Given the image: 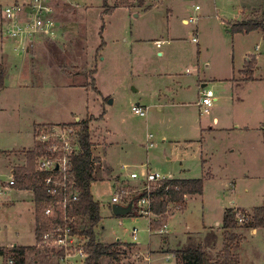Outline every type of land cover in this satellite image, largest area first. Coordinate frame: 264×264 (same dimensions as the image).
Masks as SVG:
<instances>
[{"label":"rangeland","instance_id":"rangeland-1","mask_svg":"<svg viewBox=\"0 0 264 264\" xmlns=\"http://www.w3.org/2000/svg\"><path fill=\"white\" fill-rule=\"evenodd\" d=\"M18 1L24 0H0V5ZM64 1L56 3L63 28L56 42L46 43L50 51H20L19 43L0 29L5 67L0 176L10 179L11 167L26 163L36 144L34 123L68 121L78 130V119L91 118L97 158L92 194L102 216L97 237L141 246L123 248L129 255L119 264H182L173 250L201 240L226 242L217 223H223L227 208L252 216L255 206L264 205V148L258 134L264 125L263 30L233 33L235 22L230 23L240 0ZM253 3L264 6V0ZM255 12L245 18L264 19L262 7ZM203 83L218 96L209 113L198 104ZM136 104L147 108L145 116L132 110ZM147 166L165 176L205 180L202 195L191 196L183 209L171 205L166 215L157 216L152 231L150 220L156 215L142 212L147 208L139 200L136 214L113 212L114 203L128 204L145 191L141 179L130 173L141 174ZM118 193L120 200L113 202ZM8 197L15 202L0 208V245H36L33 194L13 189ZM244 226L237 222V228ZM247 228L240 239L242 258L264 264V226L257 233ZM210 247L214 256L223 248ZM107 260L101 263H116Z\"/></svg>","mask_w":264,"mask_h":264},{"label":"built area","instance_id":"built-area-1","mask_svg":"<svg viewBox=\"0 0 264 264\" xmlns=\"http://www.w3.org/2000/svg\"><path fill=\"white\" fill-rule=\"evenodd\" d=\"M57 2L59 0H28L0 8V28L6 34V38H12L19 43L16 49L30 52L40 40L46 38L54 40L60 35ZM199 8L200 6L197 5L196 9ZM191 20L195 21V18ZM193 40L198 41L197 35L193 37ZM156 44L160 46L161 41H156ZM215 100L214 91L203 87L202 96L198 101L202 113H209ZM132 110L140 116L147 114V108L139 104L133 105ZM153 136L149 133V147L155 145ZM35 142L44 146V150L36 156L35 167L36 171L47 174L44 184L51 195V200L45 203L44 215L53 222L36 242V248L44 253V258L36 259L32 264H78V260L85 264L89 256L85 249L87 239L74 231L78 216L72 212V204L79 197L70 164L71 156L79 150L77 136L62 125L43 124L35 129ZM130 176L133 179H141L144 183L147 195L139 199V202L144 203L147 209L142 212L148 211L150 206V186L172 177L158 171L152 172L149 166L141 174L138 171H132ZM15 187L14 172L10 179L0 176V203L4 196ZM119 200L120 194L119 197H113V202ZM237 217L240 223H244L250 216L241 211L238 212ZM137 231V228H134L135 238ZM6 258L4 252L0 253V263L16 264L13 257L9 256L7 262Z\"/></svg>","mask_w":264,"mask_h":264},{"label":"trees","instance_id":"trees-1","mask_svg":"<svg viewBox=\"0 0 264 264\" xmlns=\"http://www.w3.org/2000/svg\"><path fill=\"white\" fill-rule=\"evenodd\" d=\"M142 1V0H141ZM112 13V12H111ZM255 29H262L264 32V21L245 20L238 21L232 25L233 32H250ZM5 72L0 64V88L4 86ZM90 119L78 120V130L71 128L67 123L60 125L73 130L77 136L79 150L71 156V171L75 181V187L79 192V197L72 204V212L78 216L75 232L85 237L87 242L85 249L88 251V257L85 264H100L103 257H110L115 261H120L121 252L119 250L120 242L106 244L97 237L95 227L101 222V205L94 199L92 194L93 182L97 179L95 175L96 157L93 152V141L91 137ZM264 129V125H263ZM44 150L42 144H36L34 148L27 152V161L23 166L15 167L14 176L16 178V187L20 189H30L35 197V214H36V241L38 242L44 231L52 224V219L44 215L45 203L51 200V195L44 184L46 173L36 171V156ZM204 190V178H177L171 177L160 180L154 184L151 189V199L148 211L155 218L150 220L151 230L155 229L158 224L157 216L166 215L171 205H177L184 208L188 196L201 195ZM146 191L138 193L134 198L136 201L145 197ZM136 214V212L134 213ZM238 211L234 208L226 209L223 218V228L226 229L227 240L219 254H214L206 245L194 243L184 248L173 250L176 261L182 264H241L240 258L235 251L239 245L240 237L230 234V230L237 227ZM250 215V214H249ZM240 223V222H239ZM248 228H259L264 226V205L253 208L252 216L244 222ZM136 244V243H134ZM36 245H11L8 251L0 248V253L5 252L7 256L14 258L16 264L25 263V254L28 250H33ZM54 264V263H52Z\"/></svg>","mask_w":264,"mask_h":264},{"label":"crops","instance_id":"crops-1","mask_svg":"<svg viewBox=\"0 0 264 264\" xmlns=\"http://www.w3.org/2000/svg\"><path fill=\"white\" fill-rule=\"evenodd\" d=\"M26 1H28V0H24L23 2H26ZM145 1V0H144ZM18 2H21V1H18ZM17 3V2H16ZM145 4V3H144ZM240 5V7H238L237 8V11H236V13L234 14L235 15V17L234 18H232V21H231V25H232V23L233 22H238V21H245V20H249V19H247V18H245L246 16H248L250 13H255L256 14V9H258L259 7H262L263 8V10H264V6L261 4V3H258L257 5L256 4H254L253 3V0H240V3H239ZM0 8H1V5H0ZM264 15V14H263ZM264 20V19H263ZM183 21L185 22V23H188V19L187 18H184L183 19ZM60 28H63V25H61L60 24ZM1 29V28H0ZM233 33H243V32H233ZM57 41V39H48V38H46V39H42V40H40L38 43H37V45L35 46V48H33V49H31V51L30 52H35L36 50L37 51H39L40 49H43V48H46L48 51H50L48 48V46H49V44H46V43H49V42H52V43H54V42H56ZM156 41H158V40H156ZM160 41V40H159ZM158 46V45H157ZM161 46V45H160ZM0 64L3 66V68H4V72H5V67H4V64H3V62L0 60ZM206 83H203L202 84V87H206ZM215 101H217L218 100V96H215ZM64 123H70V122H64ZM43 124H54V125H56V123H54V122H50V121H46V122H38V123H34V131H35V128L37 127V126H39V125H43ZM33 131V132H34ZM259 135H261V140H260V145H261V147L262 148H264V129H263V126H262V128H259V133H258ZM148 137H149V134H148ZM153 138H154V136H153ZM24 165V164H23ZM22 164L21 165H18V164H14L12 167H11V169H10V171H11V176L13 175V172H14V169H15V167H18V166H23ZM134 171V170H133ZM208 175H210V176H213V174L211 173V172H208ZM170 176H172V175H170ZM172 177H175V176H172ZM177 178H195V177H177ZM204 178V177H203ZM204 182H205V180H204ZM15 190H17V191H25V189H20V188H18V187H15L14 188ZM13 190V189H12ZM11 190V191H12ZM28 190H30V189H28ZM31 191V193L33 194V197H34V193H33V191L32 190H30ZM204 191V190H203ZM10 192V191H9ZM9 192L5 195V197L3 198V200H2V202L0 203V208L3 206V205H8V204H12L13 202H15V197L14 198H9L8 196H9ZM16 194H18V193H16ZM202 195V194H201ZM194 197V196H199V195H190V196H188V199L190 198V197ZM35 198V197H34ZM188 199H187V201H188ZM34 202H35V199H34ZM256 207V206H255ZM34 209H35V205H34ZM228 209V208H227ZM235 209V208H234ZM248 210V209H247ZM176 211V210H175ZM175 211L173 212V214H175ZM173 214L171 215V216H173ZM34 216H35V222H36V214H35V211H34ZM137 216V219H139L140 217H139V215H136ZM170 216V217H171ZM169 217V218H170ZM169 220V219H168ZM168 222V221H167ZM164 225H166V227H167V223L166 224H164ZM217 227L218 228H221V227H223V223H217ZM245 228H247L246 226H244V227H236V228H234V230H230L231 231V233H234V235H236V236H238V237H242V239L243 238H245L246 237V232H248V230H246V232L245 231H243ZM259 228H261V227H259ZM259 228H247V229H249V230H253L254 231V233H257L258 232V230H259ZM151 229V228H150ZM224 229V228H223ZM165 230V229H164ZM238 230H240V231H238ZM152 231V230H151ZM224 231L226 232V229H224ZM242 231V232H241ZM241 232V233H240ZM206 239H211V238H209V236L207 235L206 237H205ZM168 240H169V238H165L163 241H164V243H167L168 242ZM214 240V239H213ZM221 240V239H220ZM220 240H218V243H215L214 241H212V240H205L206 242L204 243V242H202L203 240H201V242H199V243H201V244H204V245H206V246H208L210 249H211V244H212V248L213 247H216V244H218V245H222L223 247H224V245H225V242L223 243V241H220ZM115 242H120V244H119V250H120V252H121V255H120V261H116V263H114V264H119V263H121V262H123V260L125 259V257H127V253L128 252H124V250H123V248H125V247H127V245L128 246H133L134 245V243H130V242H123V241H120V240H118V241H115ZM115 242H112V243H115ZM18 243H13V244H10V245H5V246H11V245H17ZM106 244H111V243H106ZM137 244V243H136ZM138 246H140V244H137ZM165 245V244H164ZM5 246H2V245H0V248H3V249H5V252H6V248H5ZM141 247V246H140ZM243 248V246H242V243H241V241H240V243H239V245L235 248V251H236V253L238 254V256H239V258H240V261H241V264H254L252 261H250V260H244L243 258H242V255H241V249ZM4 252V253H5ZM28 252H29V254H28ZM6 255V254H5ZM41 255H42V253L40 252V250H38L37 248L32 252V251H27L26 252V254H25V263L27 264V259H28V256L30 257H32L33 259V261L34 260H36V259H39V258H41ZM128 255H129V253H128ZM6 257H9V256H7L6 255ZM175 257V256H174ZM107 258H109V257H106V261L108 262V260H107ZM24 263V264H25ZM103 263V262H102ZM102 263H100V264H102ZM110 264H113L112 262H109ZM32 264V263H31Z\"/></svg>","mask_w":264,"mask_h":264},{"label":"water","instance_id":"water-1","mask_svg":"<svg viewBox=\"0 0 264 264\" xmlns=\"http://www.w3.org/2000/svg\"><path fill=\"white\" fill-rule=\"evenodd\" d=\"M135 210H136V198H133L128 204L125 205L120 203L113 204V212L117 216H124L130 213H134Z\"/></svg>","mask_w":264,"mask_h":264}]
</instances>
